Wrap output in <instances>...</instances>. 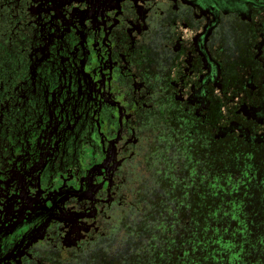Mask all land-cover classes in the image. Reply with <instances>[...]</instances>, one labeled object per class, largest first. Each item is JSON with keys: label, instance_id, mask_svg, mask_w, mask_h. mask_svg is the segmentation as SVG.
<instances>
[{"label": "flooded vegetation", "instance_id": "af4514ba", "mask_svg": "<svg viewBox=\"0 0 264 264\" xmlns=\"http://www.w3.org/2000/svg\"><path fill=\"white\" fill-rule=\"evenodd\" d=\"M238 201L264 202V0H0V264H132L159 204Z\"/></svg>", "mask_w": 264, "mask_h": 264}, {"label": "trees", "instance_id": "16d2710c", "mask_svg": "<svg viewBox=\"0 0 264 264\" xmlns=\"http://www.w3.org/2000/svg\"><path fill=\"white\" fill-rule=\"evenodd\" d=\"M195 205L183 221L159 204L151 224L138 227L145 238L132 264H264V202Z\"/></svg>", "mask_w": 264, "mask_h": 264}, {"label": "rangeland", "instance_id": "374dc122", "mask_svg": "<svg viewBox=\"0 0 264 264\" xmlns=\"http://www.w3.org/2000/svg\"><path fill=\"white\" fill-rule=\"evenodd\" d=\"M123 236H124V232L121 231V233H120L121 242H123V240H122Z\"/></svg>", "mask_w": 264, "mask_h": 264}]
</instances>
